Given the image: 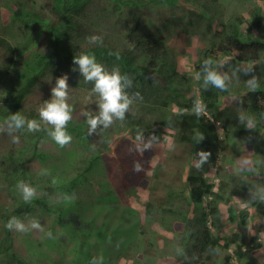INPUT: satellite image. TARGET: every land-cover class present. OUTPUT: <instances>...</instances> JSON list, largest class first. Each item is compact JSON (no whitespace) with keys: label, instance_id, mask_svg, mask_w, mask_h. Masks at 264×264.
I'll list each match as a JSON object with an SVG mask.
<instances>
[{"label":"trees","instance_id":"trees-1","mask_svg":"<svg viewBox=\"0 0 264 264\" xmlns=\"http://www.w3.org/2000/svg\"><path fill=\"white\" fill-rule=\"evenodd\" d=\"M25 1L0 0V9L3 6L16 5V11L12 12L13 22L27 25L24 18L33 19L42 29L39 40L41 36H45L50 48L45 52L38 43L34 45L31 33L23 38L20 44L10 42L0 35V79H4L2 82L4 81L5 85V92L0 96V119L6 121L18 112L26 119L37 120L33 111L26 113L22 107L23 102L37 81L56 64H70L71 79L75 88L90 91L93 84L86 82L78 66L73 64L75 56L93 55L108 71L119 68L121 74H127L133 79L132 87L127 89L129 95L138 92L142 100L134 102L124 121L116 120L107 129L98 128L96 137L93 136L95 133L88 134L89 126L85 115L78 124L69 121V134L87 141L95 137L98 142L95 144L96 150L90 154L87 152L85 159L81 161L82 172L71 178L66 177L67 185H72L73 178L82 177L85 172L92 170L95 161L100 159V154L110 150L115 134L130 131L137 148L143 149L137 152L141 170L135 175L125 166L124 177H128V170V178L136 179L138 184L148 190L149 199L144 208L146 218L165 226L167 230L173 229L177 232V238L172 242L177 264H234L233 260L238 264L243 260H247L248 264H259L256 259L258 260L257 250L261 248L258 242L260 231H256L247 242L243 230L249 224L248 213L237 212L230 205L234 196L247 202L246 196L250 193L253 195L251 206L264 215V189L258 182L239 181L235 175L228 178L219 176V184L215 185L208 183L202 175L194 174L186 176V190L170 192L167 195L159 193L162 189L159 186L161 182L158 174L171 172L173 167L166 169L162 164L175 165L178 162L175 151L184 147L189 155H196L197 151L210 152L209 160L214 162L215 156L229 150L228 143H237L245 145L254 159L261 156L264 162V7L260 5L264 0H233L237 1L233 6L235 14L228 20L221 21L216 19L221 11L220 7L223 3L230 4L231 1H223L217 6L220 0H185L190 4V7L186 8L180 7L177 0H44L49 8V16L31 13L27 10ZM91 2L108 4L101 10L102 13L99 12L98 19L91 23L93 29L88 30L89 33L80 39L84 27L79 16ZM238 6L241 12L236 11ZM150 9L154 10L152 14H155L157 24L148 29L142 13ZM103 19H107L106 23H101ZM133 19L136 22L131 27L128 21ZM215 26L219 27V31H214ZM166 32V35L170 34L175 39L178 37L177 49L168 46ZM93 36L100 37L102 43L91 42L90 38ZM196 37L205 42L204 47H191V40ZM172 49L194 55V70L201 73L195 80V88H192L184 74L178 71L170 56ZM209 58L214 62L219 58L227 59L223 66L216 63L213 65L217 71L227 73L230 77L227 91H220L211 85L207 89L204 87L202 63ZM242 66L252 68L253 72L244 75L243 71H235ZM253 75L258 81L255 89L246 83ZM231 90L235 93L241 92L237 94L235 107L222 108L219 105L221 97L228 95ZM197 104L204 108L199 117L195 114ZM171 107L176 111H172ZM90 114L97 115V112ZM241 116L244 117L243 120L240 119ZM249 119L253 121L252 124L248 123ZM164 129L169 130L173 141L170 152L158 155L154 145L158 143ZM50 130L51 128L47 127H42V130L37 132L10 129L13 137H18L17 143H11L10 132H4V135L9 136L6 146L0 151V170L4 174L0 177V192L7 191L11 197L19 194L21 206L12 204L8 209L4 208L5 202L0 201L2 243H11L6 224L12 217L18 216L21 207L27 210L32 206L39 210H51L41 198L26 202L17 188L18 183L27 179L28 164L36 157L42 158L37 148ZM138 133L142 134L141 140L136 139ZM200 135H203L204 139L198 142ZM153 136L157 139L151 140ZM150 140L152 146L144 148ZM134 148L136 149L135 146ZM185 152L182 153L186 154ZM154 161L156 165L150 167ZM261 165L264 164L261 162L258 165L255 162L252 166L255 170L252 172H257ZM1 167H4V171ZM120 168L123 170L122 165ZM149 172H152L151 178L147 177ZM217 172L219 173L218 170ZM60 184L62 183H56L57 186ZM104 189L105 199L102 205L109 204L112 211L116 196L108 193L107 186ZM122 190L125 193L124 186ZM221 204L228 206L230 222L237 223L242 231L232 235H226L222 231L219 207ZM93 208L95 207L90 206L86 210L92 211ZM123 208L121 205L118 210ZM77 210L71 211L66 219L60 217L58 223L76 238L87 237L90 234L80 227ZM125 210L132 213L131 210ZM181 210L180 220L174 219L170 222L171 225H167L166 221L179 216ZM98 213L102 211L98 209ZM126 217L133 216L127 214ZM106 225L107 222L98 231L101 239L98 248L104 257H109L113 253L111 249L118 248L113 240L115 232L119 229L116 226L107 230ZM137 225L134 232L136 238L132 243L137 240L138 244L136 249L132 250L130 259L134 264H159L154 263L150 257L144 258L140 248L144 247L145 253L151 252L150 250L157 246L160 236L154 234L147 224ZM104 238L113 244V247L108 248ZM231 244H235L233 254L228 253ZM6 250L7 248H4V252ZM12 259L20 263L17 256L12 255Z\"/></svg>","mask_w":264,"mask_h":264},{"label":"rangeland","instance_id":"rangeland-1","mask_svg":"<svg viewBox=\"0 0 264 264\" xmlns=\"http://www.w3.org/2000/svg\"><path fill=\"white\" fill-rule=\"evenodd\" d=\"M211 1V0H210ZM223 1H231L230 4L223 3L220 7V13L216 16L218 21L228 20L232 17L235 12L233 9V0H220L217 6H220ZM180 7L189 8L190 4L185 0H177ZM108 2H91L85 11L79 16V20L83 23V39L85 35L92 30L94 26L92 22L98 19L99 12L102 13L107 6ZM25 5L27 10L31 13H43L47 16L50 15L49 9L44 0H26ZM264 7V3L260 4ZM17 6H3L0 9V35L8 39L10 42H17L20 44L23 42V38L28 37L31 33L33 34L32 43L41 45V50L45 52L49 50L50 45L47 42L45 36H41L40 32L42 29L40 26L33 21L30 17H25V23L27 25L13 22L12 12L16 11ZM111 9V8H110ZM200 10V9H197ZM144 12L143 19L148 29L155 27L157 24L153 9ZM236 11L241 12L238 6ZM143 12V11H141ZM107 19L101 21L106 23ZM135 19L129 20L131 27H133ZM104 25V24H103ZM111 26V25H110ZM119 29V27H117ZM214 31H219V27L215 26ZM125 32L127 30H124ZM168 46L171 48H178L179 43L177 42L178 37L173 38L170 34L166 35ZM253 34V33H252ZM118 37V34L115 33ZM264 37V35H263ZM191 47L201 48L205 46V42L200 38H193L191 40ZM176 49H172L170 56L175 61L177 69L180 73L184 74L187 78L188 83L192 88H195V80L197 79L195 67V57L191 53H181ZM1 57V56H0ZM227 62L226 58H219L215 60V63L219 66H223ZM1 66V64H0ZM247 68V67H244ZM243 69V66L242 68ZM68 76L69 84V100L68 103L72 107V123L78 124L81 121L84 113H96L98 114V95L93 94L90 90H82L75 88L71 79V66L68 63L54 65L45 75H43L35 84L34 88L31 89L30 93L25 97L23 102V109L29 113L31 111L36 115V119L41 123V127L52 128L51 125H47L40 121L39 111L40 108L46 101H49L51 97V89L55 86L56 79L63 76ZM1 75V73H0ZM1 78V77H0ZM4 79H0V96L5 92ZM235 91H229L227 96L221 97L220 106L225 108L227 106H234L236 102ZM172 111H176L175 108L171 107ZM0 125L3 126V131H0V151L6 146L8 134L4 135V132H10L11 143H13V134L5 123L0 119ZM169 130L164 129V133L158 140V143L154 145L155 151L158 155H162L164 152H170L172 138L169 136ZM72 142L65 146L60 147L55 141L47 135L39 142L38 154H41L42 158H35L27 169V179L23 182L36 190L34 198H41L44 200V204L47 205L50 211L39 210L32 206L31 209L25 208L19 211L16 217L22 222L26 228L29 229L27 232H19L16 230H9L11 235V243H2V224L0 220V264H134L130 259L132 250L137 247V240H135L134 232L137 223L147 224L154 231V234L160 236L157 241V246L152 248L150 251L145 253V248H140L141 255L146 258L150 257L154 263L159 264H177L176 256L174 255L172 242L177 238V232L172 229L167 230L165 226L157 223H153L148 220L145 216V203L149 199L148 190L137 183V180L129 177V171H133L134 174H138L134 166L140 164L137 152L141 151V148H137L136 143L133 141L132 133L130 131L123 134H115L114 142L110 146L109 151H104L100 154V159L95 161L91 166L90 172L83 174L84 178L76 177L72 180V185H67L66 177H74L78 172H82L81 161L85 159V155L88 152L96 150V132L89 138L90 140H84L73 134H71ZM17 143V142H16ZM229 150L218 155L214 159V162L209 160L205 163L201 169H197L195 165L199 162L198 153L196 155H189L185 152V148H181L175 151V157L178 162L171 166L162 164L166 169L173 167L171 172L164 173L163 175L158 174L161 184L159 185L162 189L160 194H170V192H179L187 189L186 187V176L187 175H202L208 183L218 185L219 176L228 178V176H237L239 181H252L258 182L261 188L264 189V165H261L257 172H252L255 169L252 168L253 164H264L262 157L258 156L254 159L245 145H238L237 143H228ZM136 147V149L134 148ZM185 152L186 154L182 153ZM3 153V152H2ZM151 154V153H149ZM156 156V155H153ZM172 161V160H170ZM123 166L121 170L120 166ZM156 162L154 161L150 167H154ZM126 166V173L128 177H124ZM141 167V166H140ZM4 171V167H1ZM219 171V173L217 172ZM252 172V173H250ZM151 173H148V178H151ZM256 173V174H254ZM4 174L0 170V177ZM123 177V181H122ZM236 179V183L237 180ZM57 182H61L59 186L66 185L65 187H59L56 185ZM65 182V183H64ZM152 182V180L150 181ZM64 183V184H63ZM241 183V182H238ZM256 183V185H258ZM68 186V188H67ZM108 187V193H113L116 196V202L114 209L111 211L110 205H102L105 199V189ZM123 186L125 187V193H123ZM57 187V188H56ZM169 192V193H168ZM33 198V199H34ZM5 202L4 208H10V205L14 204L21 206V197L17 194L15 197H11L7 191L0 192V201ZM247 202H243L239 197L234 196L231 202V206L237 212H247L249 218V224L244 229L246 235V241L253 236L256 231H260L259 241L261 242V248L257 250L256 262L264 264V215L258 212L251 202L253 195L247 193ZM180 203V202H178ZM75 204L76 206H74ZM86 205V207H85ZM123 205L122 210H118ZM90 206H94L92 211H88ZM177 208L178 205L176 206ZM221 219L223 222V231L225 234H232L233 232L242 231L237 223L230 222L228 218V206L221 204ZM78 208V210H77ZM98 209L102 213H98ZM127 210H131L130 214ZM77 210V217L79 219L80 227L88 232L90 235L87 237L76 238L73 233L68 231L58 223V219L61 217L66 219L71 211ZM1 213V212H0ZM179 216L171 217L167 222L170 224L174 219L179 221L181 218V212ZM133 216L127 218L126 215ZM61 215V216H60ZM33 221L40 224L41 229L31 228ZM106 223L107 230L118 226V231L115 232L114 244L118 247L113 250L111 256L104 257L98 248V242L101 240L98 236V231L103 228ZM171 225V224H170ZM133 233V235L131 234ZM50 234V235H49ZM105 245L110 248L113 247L106 238ZM4 248H7L4 252ZM81 250V251H80ZM3 251V252H2ZM13 256H17L15 262L12 259Z\"/></svg>","mask_w":264,"mask_h":264},{"label":"clouds","instance_id":"clouds-1","mask_svg":"<svg viewBox=\"0 0 264 264\" xmlns=\"http://www.w3.org/2000/svg\"><path fill=\"white\" fill-rule=\"evenodd\" d=\"M90 41L93 43H102L101 38L98 36L91 37ZM214 63L215 62L210 58L203 61V85L206 89L209 85H211L220 91H227L230 84V77L227 73L222 74L217 71L213 67ZM73 64L78 66L79 72L83 76L84 80L93 84L92 91L98 95V114L91 115L90 113H84V115L87 117L86 123L89 126V135L95 133L98 128H109L116 120L124 121L126 114L130 112L134 102L136 100H142V97L138 92L134 93L132 96L129 95L127 89L132 87L133 79L127 74H121L119 68H113L111 71H108L102 64L97 62L95 56L89 54L75 56L73 58ZM75 70L76 69L74 68L73 71ZM235 71H243L244 75H248L249 73L253 72V69L250 67L243 69L237 68ZM196 75L200 76L201 73L198 71ZM246 83L253 89L258 86V81L255 75H253L251 79L247 80ZM235 94L237 100V94H241V92ZM223 96L227 95H222V97ZM51 97L52 98L49 101H46L40 108V121L52 126L51 130L48 132V135L60 147H65L72 142V137L67 132V125L72 119L73 111L72 107L68 103L69 84L68 76L66 74L56 79L55 86L51 89ZM203 112L204 108L197 104L195 107V114L199 117L203 114ZM240 119L243 120L244 117L241 116ZM5 123L10 129H14L15 131L26 129L28 132H37L42 130L40 122L35 119H26L18 112L8 117ZM248 123L252 124L253 121L249 119ZM0 131H3L2 125H0ZM136 139L141 140L142 134L138 133ZM155 139H157L155 136L151 138V140ZM203 139L204 136L200 135L198 142L202 141ZM151 140L148 144L144 145V148H150L152 146ZM13 142H18V137H14ZM142 150L143 149H141V151ZM198 155L200 159L195 167L199 170L205 163L208 162L211 153L201 151L198 153ZM215 157L217 158V156ZM134 168L136 171L141 170V167L138 163L135 164ZM17 188L20 190L23 199L26 202H30L36 195V190L23 182L18 183ZM6 228L19 232L29 231V229L26 228L25 225L16 217H12L8 221ZM31 228L42 230L40 224L36 221L32 222ZM258 242L260 241L258 240ZM234 249L235 244H231L228 253L233 254ZM233 263L238 264L235 260H233ZM93 264H95V261H93ZM240 264L248 263L247 260H243Z\"/></svg>","mask_w":264,"mask_h":264}]
</instances>
